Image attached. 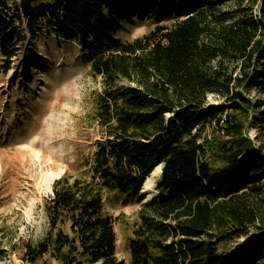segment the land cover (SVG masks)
<instances>
[{"label":"trees","instance_id":"obj_1","mask_svg":"<svg viewBox=\"0 0 264 264\" xmlns=\"http://www.w3.org/2000/svg\"><path fill=\"white\" fill-rule=\"evenodd\" d=\"M227 2L236 6L222 10ZM133 17L174 24L121 41L116 34ZM42 28L76 42L102 79L95 120L104 137L90 176L53 181L48 228L25 244V263L48 256L56 264H125L102 189L141 201L145 179L162 165V193L140 206L128 242L130 264H264V155L246 134L264 123V100L250 97L264 94V0H0L6 70L18 44ZM37 61L31 52L22 84ZM123 80L132 85L119 86ZM209 95L221 101L208 103ZM208 125L225 140L204 139Z\"/></svg>","mask_w":264,"mask_h":264},{"label":"rangeland","instance_id":"obj_2","mask_svg":"<svg viewBox=\"0 0 264 264\" xmlns=\"http://www.w3.org/2000/svg\"><path fill=\"white\" fill-rule=\"evenodd\" d=\"M235 6V2H227L221 9ZM157 24L169 27L174 20L157 23L150 17H133L122 24L116 36L121 41H131ZM16 27L20 32L25 30L23 25ZM31 52L37 54L38 61L29 69L30 84L24 85L23 64ZM8 64L6 70L0 57V264H28L22 259L24 246L36 244L46 233L44 203L51 197L53 181L64 173L91 174L95 144L104 137V129L95 120L104 84L100 77L91 75L89 63L81 56L76 42L57 38L47 28L38 31L35 39L19 43ZM14 70L16 78H12ZM129 85L132 84L124 80L119 83ZM250 97L264 100V94L251 93ZM220 101L213 95L207 97L208 103ZM252 115L260 117L258 111ZM246 134L264 155V123L249 125ZM203 136L209 141L225 140L219 126L208 125ZM54 173L58 175L51 179ZM159 176L160 172L149 174L154 188ZM159 191L154 199L162 193ZM102 192L104 212L114 219L116 257L130 264L128 242L139 223L138 212L144 198L139 201L113 190ZM243 240L244 237L236 239L228 248ZM35 264L56 262L44 256Z\"/></svg>","mask_w":264,"mask_h":264},{"label":"bare ground","instance_id":"obj_3","mask_svg":"<svg viewBox=\"0 0 264 264\" xmlns=\"http://www.w3.org/2000/svg\"><path fill=\"white\" fill-rule=\"evenodd\" d=\"M161 169V165H158L154 168V170L150 173L151 175H153L155 172H160ZM57 173H54L51 175V179H55L57 177ZM142 193H144V200H151L154 199L156 197V194L159 193L160 191L157 188H154L151 185V182L149 180V176L145 179L143 185H142V189H141Z\"/></svg>","mask_w":264,"mask_h":264},{"label":"water","instance_id":"obj_4","mask_svg":"<svg viewBox=\"0 0 264 264\" xmlns=\"http://www.w3.org/2000/svg\"><path fill=\"white\" fill-rule=\"evenodd\" d=\"M161 167H162V165H161ZM160 171H161V169H160ZM141 193H142V191H141ZM152 200H153V199H151V200H143L142 204H145V203L151 202Z\"/></svg>","mask_w":264,"mask_h":264}]
</instances>
